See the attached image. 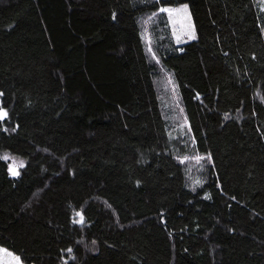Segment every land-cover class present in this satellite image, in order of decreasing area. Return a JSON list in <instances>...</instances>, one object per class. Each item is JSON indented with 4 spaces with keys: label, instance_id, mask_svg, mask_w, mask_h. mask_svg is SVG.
<instances>
[{
    "label": "trees",
    "instance_id": "trees-1",
    "mask_svg": "<svg viewBox=\"0 0 264 264\" xmlns=\"http://www.w3.org/2000/svg\"><path fill=\"white\" fill-rule=\"evenodd\" d=\"M1 112L24 264H264L262 0H0Z\"/></svg>",
    "mask_w": 264,
    "mask_h": 264
},
{
    "label": "rangeland",
    "instance_id": "rangeland-1",
    "mask_svg": "<svg viewBox=\"0 0 264 264\" xmlns=\"http://www.w3.org/2000/svg\"><path fill=\"white\" fill-rule=\"evenodd\" d=\"M264 5V0H262ZM162 12H165L168 16L171 35L176 43V45L185 44L188 41L195 39L196 32L192 22L191 13L187 4H183L176 7L163 8ZM149 24H146L144 29V37L146 39V44H148V49L151 51L153 57L152 59L159 64V68L161 70V78L162 82H169L172 89H174V85L172 83V79L170 75L162 68L158 61V57L155 55L151 43H150V31L147 29ZM192 162V159H189ZM19 169V163L16 161L13 162L10 166L11 174L17 175ZM0 264H24L22 260L7 250L6 248L0 246Z\"/></svg>",
    "mask_w": 264,
    "mask_h": 264
},
{
    "label": "water",
    "instance_id": "water-1",
    "mask_svg": "<svg viewBox=\"0 0 264 264\" xmlns=\"http://www.w3.org/2000/svg\"><path fill=\"white\" fill-rule=\"evenodd\" d=\"M1 119L5 118V114L3 112L0 113Z\"/></svg>",
    "mask_w": 264,
    "mask_h": 264
}]
</instances>
